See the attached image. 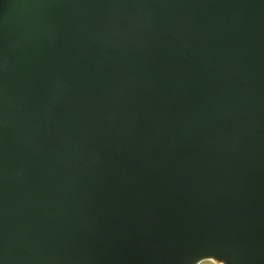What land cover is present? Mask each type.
Returning a JSON list of instances; mask_svg holds the SVG:
<instances>
[{"label":"water","instance_id":"1","mask_svg":"<svg viewBox=\"0 0 264 264\" xmlns=\"http://www.w3.org/2000/svg\"><path fill=\"white\" fill-rule=\"evenodd\" d=\"M264 264V0H0V264Z\"/></svg>","mask_w":264,"mask_h":264},{"label":"rangeland","instance_id":"2","mask_svg":"<svg viewBox=\"0 0 264 264\" xmlns=\"http://www.w3.org/2000/svg\"><path fill=\"white\" fill-rule=\"evenodd\" d=\"M200 264H221V263L214 261V260H205L201 262Z\"/></svg>","mask_w":264,"mask_h":264}]
</instances>
